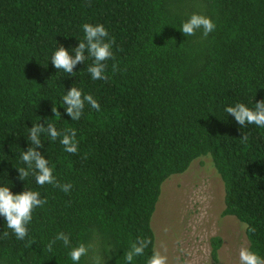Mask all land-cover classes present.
<instances>
[{
    "label": "trees",
    "instance_id": "obj_1",
    "mask_svg": "<svg viewBox=\"0 0 264 264\" xmlns=\"http://www.w3.org/2000/svg\"><path fill=\"white\" fill-rule=\"evenodd\" d=\"M193 12L216 23L207 37L180 31ZM85 23L103 24L115 40L107 80L91 79L92 61L75 76L57 74L49 61L56 47H78ZM72 87L91 93L101 110L86 106L72 121L60 104ZM255 99L264 100V0H0V179L14 194L39 191L47 200L25 240L0 217V234L9 233L0 236V264H71L62 244L46 249L61 231L73 245L93 247L81 264H125L131 244L147 238L135 261L146 264L163 184L207 156L224 183L223 215L255 229L245 228L248 249L264 256V130L241 128L224 111ZM39 122L76 130L77 154L59 139L42 137L38 149L60 182L72 184L67 194L34 177L22 181L14 168L34 147L27 129ZM221 245L212 239L215 261Z\"/></svg>",
    "mask_w": 264,
    "mask_h": 264
},
{
    "label": "clouds",
    "instance_id": "obj_2",
    "mask_svg": "<svg viewBox=\"0 0 264 264\" xmlns=\"http://www.w3.org/2000/svg\"><path fill=\"white\" fill-rule=\"evenodd\" d=\"M215 29L216 23L209 16L199 12H193L182 21L180 26V31L186 37L197 34L207 37ZM82 31L84 36L83 40H79L78 47L72 49H66L63 46L56 47L49 61L59 70L57 74L63 72L66 76H75L77 73L74 72V68L78 64L85 65L88 61H92L87 66V73L91 79L93 81L107 80V62L115 59L113 51L115 40L110 37L108 29L103 24L85 23L82 25ZM60 104L74 122L81 120L85 114L86 106L97 112L101 110L99 101L91 93H85L78 87H72L70 91L65 92L61 97ZM53 111L55 112V120L59 119L61 116L59 110L54 107ZM224 111L228 117H234L241 128L255 125L264 130V100L257 102L255 99L253 107L238 102L227 106ZM76 135L75 129L61 130L53 122L49 123L47 129L40 122L33 124L32 128L27 129V137L29 143L34 147H29L27 151L23 150L20 153L19 160L23 167H14L20 174L19 179L27 181V178L34 177L38 186L51 185L66 194L69 193L72 184L60 182L55 175V166L51 164L49 159L42 156L38 149L42 146V137L51 141L59 139L64 152L77 154L79 143ZM0 178H4V176H0ZM46 204L47 200L41 198L39 191L25 190L14 194L12 187L0 179V217L4 218L7 228L11 230L17 240L22 241L28 237L29 225L33 220L35 210L43 208ZM243 227L248 228L247 223H244ZM248 231L251 233L255 229L248 228ZM8 235L9 233L6 231L0 234L3 237ZM57 243L62 244L68 250L71 264H81L82 259L93 252L91 245L85 243L73 245L70 235L62 231L58 232L54 239L47 243V251L53 252ZM150 243L151 241L147 238L133 242L130 249L124 254L125 264H135L137 257H144ZM239 260L240 264H264V256L248 248H241ZM95 264H99V260H95ZM146 264H167V257L154 250L152 255L148 257Z\"/></svg>",
    "mask_w": 264,
    "mask_h": 264
},
{
    "label": "rangeland",
    "instance_id": "obj_3",
    "mask_svg": "<svg viewBox=\"0 0 264 264\" xmlns=\"http://www.w3.org/2000/svg\"><path fill=\"white\" fill-rule=\"evenodd\" d=\"M225 187L211 157L193 162L183 174L162 187L152 227L156 251L167 264H240L241 248H248L246 229L235 217L224 216ZM222 245L212 257V239Z\"/></svg>",
    "mask_w": 264,
    "mask_h": 264
}]
</instances>
